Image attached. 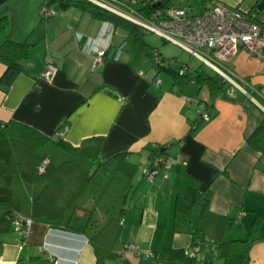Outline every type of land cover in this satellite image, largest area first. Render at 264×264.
<instances>
[{
	"label": "crops",
	"instance_id": "obj_1",
	"mask_svg": "<svg viewBox=\"0 0 264 264\" xmlns=\"http://www.w3.org/2000/svg\"><path fill=\"white\" fill-rule=\"evenodd\" d=\"M215 1L249 10L260 0H200L191 11L175 0L169 6L198 14ZM60 7L47 18L37 7L34 14L41 20L11 25L13 39L31 44L30 56L21 61L22 70L8 89H0V119L24 123L47 136L61 135L74 145L101 136L100 159L128 152L120 170L134 189L122 220L124 248L100 263L84 235L34 220L23 240L13 226L0 233V264H165L156 263L152 253L165 247L187 249L191 243L189 234L172 227L176 195L189 187L204 191L209 208L231 218L225 240L244 239L254 228L246 264H264V159L245 141L264 115V69L258 58L239 48L224 65L236 81L251 85L253 100L240 91L228 95L227 84L213 94L205 85L186 88L163 81L151 65L149 74L144 61L129 51L125 28L76 6ZM100 31L109 33L110 46L92 67L87 40ZM48 55L56 68L50 80L41 77ZM4 68L0 62V75ZM154 76L159 85L151 82ZM201 111L208 112V120L200 117ZM155 145L165 147L174 161L166 178L159 170L148 181L142 171ZM200 257L223 264L209 248Z\"/></svg>",
	"mask_w": 264,
	"mask_h": 264
},
{
	"label": "trees",
	"instance_id": "obj_2",
	"mask_svg": "<svg viewBox=\"0 0 264 264\" xmlns=\"http://www.w3.org/2000/svg\"><path fill=\"white\" fill-rule=\"evenodd\" d=\"M8 1L0 0V5ZM140 1L146 3L143 8L147 10L163 9L170 3V0ZM59 2L62 7L76 6L114 26L125 28L156 72L169 74L174 84L205 85L211 94L224 90L227 82L216 71L209 74L197 68L179 75L171 64L155 66L154 56L161 54L146 44L143 31L137 25L85 0ZM7 22L6 15H0V34L3 35L0 62L5 66L0 75L3 91L22 70L21 61L29 58L31 47L25 40L15 41L4 34L3 27ZM101 140V136H92L74 145L61 135L47 136L24 123L0 119V233L10 230L13 216L19 215L84 235L100 263L121 254L120 249L124 248L120 239L122 220L134 186L120 170L128 152L100 159ZM245 141L250 150L264 159V115ZM156 156H167L165 147L149 148V161ZM257 222L258 215L253 227ZM231 223V218L209 208L204 191L187 188L176 195L172 227L174 232L191 236L188 248L195 251L187 254L185 248L165 247L152 253L155 262L209 264L198 258L203 249L209 248L217 258H223V264H246L254 228L244 239L225 240V227Z\"/></svg>",
	"mask_w": 264,
	"mask_h": 264
},
{
	"label": "built area",
	"instance_id": "obj_3",
	"mask_svg": "<svg viewBox=\"0 0 264 264\" xmlns=\"http://www.w3.org/2000/svg\"><path fill=\"white\" fill-rule=\"evenodd\" d=\"M100 7L117 17L137 25L143 32L158 36L163 42L171 43L190 56L198 59L202 64L219 73L227 82L226 93L234 95L237 91L254 99L252 87L247 82L236 81L224 67L240 48L250 56L258 58L261 68L264 69V5L261 9L253 11L242 10L236 6L226 5L215 1L210 7L205 8L198 14H189L180 6L171 5L163 9L147 10L143 8L146 3L140 0H85ZM160 0H150L156 2ZM140 3V7H135ZM56 11L41 5L38 14L42 18L54 15ZM88 50L92 53V67H96L105 58L110 46L109 33L100 31L95 39L87 40ZM174 59H162L154 56V65H168ZM187 63H180L178 74L190 71ZM56 68L50 55L46 58V64L41 77L50 80L55 74ZM143 75V71H139ZM159 85L160 79L154 76L151 81ZM251 90V91H250ZM200 117L209 119L207 111H201ZM170 156H156L149 161L143 169L142 175L152 181L154 175L161 170L166 178L167 171L173 163ZM32 220L14 215L12 226L23 240L30 229ZM131 249L135 246L127 245ZM194 248L185 249V253L193 254Z\"/></svg>",
	"mask_w": 264,
	"mask_h": 264
},
{
	"label": "rangeland",
	"instance_id": "obj_4",
	"mask_svg": "<svg viewBox=\"0 0 264 264\" xmlns=\"http://www.w3.org/2000/svg\"><path fill=\"white\" fill-rule=\"evenodd\" d=\"M175 1L179 2L185 9L189 11L197 7L198 4L200 3V0H175ZM45 2H50L51 4H53L54 6L53 9L55 11L56 10L58 11L59 8H61L60 7L61 4L59 0H10L7 3L0 5V15L2 14L6 15L7 20H8L7 25L3 27L4 34L9 35V37L12 38L10 31H9V29H11L12 27L11 25L14 24V26H18L19 23L25 22L26 20L27 21L30 20L31 22H33L34 19H36V21L41 20L40 16H36L34 14V11L36 10L37 7H41V3L43 5L45 4ZM58 15L59 14H57L54 17H58ZM16 28L18 27H15V29ZM1 36L3 37V35ZM142 38L146 42V44H148L151 47L156 48V50L161 54V56L164 59L173 58L174 61L172 62L171 67L175 70H178L180 68V63H187L191 69L200 68V70H202L203 72L209 73V74H213L215 72L214 69L210 68L206 64H202L198 59L190 56L187 52L183 51L179 47L171 43H168V42H163L158 36L152 33L143 32ZM127 44H128L127 46L129 47V51L144 61L146 65L145 69L147 70V72L149 74H153L151 66H150V61L144 54H142L138 46L133 41L132 37L127 36ZM138 63H140V61ZM227 63L228 62H224V65L226 66ZM158 76L163 81H169V82L173 81V78L169 74L163 71L159 72ZM194 86L197 87V89H200V86L196 84L195 85L187 84L185 87L188 88V87H194ZM142 183L144 184V182ZM206 250L203 253L206 254L207 253Z\"/></svg>",
	"mask_w": 264,
	"mask_h": 264
},
{
	"label": "water",
	"instance_id": "obj_5",
	"mask_svg": "<svg viewBox=\"0 0 264 264\" xmlns=\"http://www.w3.org/2000/svg\"><path fill=\"white\" fill-rule=\"evenodd\" d=\"M264 5V0H260L257 4H256V7L257 9H261Z\"/></svg>",
	"mask_w": 264,
	"mask_h": 264
}]
</instances>
